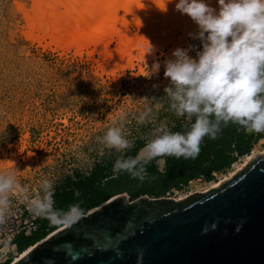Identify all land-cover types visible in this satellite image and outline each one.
Segmentation results:
<instances>
[{
	"label": "rangeland",
	"instance_id": "1",
	"mask_svg": "<svg viewBox=\"0 0 264 264\" xmlns=\"http://www.w3.org/2000/svg\"><path fill=\"white\" fill-rule=\"evenodd\" d=\"M25 1L34 3L33 0H0V160H3L0 167H11L8 160L15 161L17 169L24 170L18 173L21 183L35 189L39 180L47 177L55 181L56 189L64 186L68 179L76 180L78 174L88 176L98 164L112 161L119 155L97 140L119 112L129 114L126 127L135 143L145 144L151 138L153 127L161 121H165L172 131L187 125L184 118L168 111V101L163 97V88L167 85L163 61L177 47L195 45L198 49V40L177 30L176 43L168 44L163 50H154L150 58L133 60L127 67L106 73L103 68L111 61L117 64L129 61L119 54L122 44L117 37L106 44L108 57L98 53L96 46L76 53L75 49L64 51L50 39L34 40L26 34V21L21 15L20 7ZM166 2H158L151 19L148 16L140 18L141 22L137 20L126 28L136 29L135 44L147 38V34L151 35L150 24L156 22L158 26H166L178 12L175 0L168 3L164 11ZM189 54L194 57L195 51ZM154 62L161 64L159 73L146 78L147 67ZM145 96L159 99L151 102L155 119L138 126L132 116L143 108L144 102L139 98ZM156 103L161 105L159 110L155 109ZM254 151V158L264 156V140L257 143L250 155ZM246 157H241L227 172L215 173L213 181L209 182L205 177L193 180L165 198L179 200L182 196L187 199L196 193H208L210 190L202 191L208 189L210 183L235 173L245 164ZM160 167L164 170V165ZM122 196L130 201L128 194ZM17 207L14 227L20 220L31 218L28 212L22 217L23 205ZM17 253L12 263L22 254L18 249Z\"/></svg>",
	"mask_w": 264,
	"mask_h": 264
},
{
	"label": "clouds",
	"instance_id": "2",
	"mask_svg": "<svg viewBox=\"0 0 264 264\" xmlns=\"http://www.w3.org/2000/svg\"><path fill=\"white\" fill-rule=\"evenodd\" d=\"M170 2L167 0L164 11ZM175 9L195 24L196 31L189 35L200 42L198 49L195 45L175 48L163 61L167 79L163 97L168 111L187 122V130L172 131L161 121L143 148L128 156L125 153L135 145L126 127L129 114L117 113L111 126L97 137L105 148L119 153L112 167L114 175L127 173L142 181L154 160L160 168L167 156L195 158L203 139H216L229 124L250 134L264 133V0H215V7L210 0H175ZM146 40L145 54H152L154 47ZM192 51L194 57L189 54ZM160 67L159 62L148 66L146 78L158 74ZM139 99L144 106L132 118L138 126L152 123L155 111L151 102L159 99ZM160 107L155 104L156 110ZM8 161L11 167H0V264L18 255L13 242L18 205H23L32 219H46L54 227H70L85 215L80 203L66 209L55 206L53 179L41 178L38 187L31 189L18 178L24 170H18L15 161ZM216 226V222L211 225L212 229Z\"/></svg>",
	"mask_w": 264,
	"mask_h": 264
},
{
	"label": "water",
	"instance_id": "3",
	"mask_svg": "<svg viewBox=\"0 0 264 264\" xmlns=\"http://www.w3.org/2000/svg\"><path fill=\"white\" fill-rule=\"evenodd\" d=\"M12 264H264V156L182 201L113 197Z\"/></svg>",
	"mask_w": 264,
	"mask_h": 264
},
{
	"label": "bare ground",
	"instance_id": "4",
	"mask_svg": "<svg viewBox=\"0 0 264 264\" xmlns=\"http://www.w3.org/2000/svg\"><path fill=\"white\" fill-rule=\"evenodd\" d=\"M34 3L24 2L21 4V15L26 21L28 37L34 40L50 39L53 44L64 51L75 49L76 53H82L86 48L96 46V51L110 56L105 50L106 44L117 37V41L122 44L119 54L122 58H128V62L116 63L114 60L104 67L106 73H114L120 67L129 66L133 60H145L154 55L156 50H163L165 46L176 43L177 30L184 33V36L196 31L195 24L189 17L177 12L166 26H158L156 22L151 25L153 32L146 39L153 45L152 54H145L148 51V41L135 44L136 29H126L129 24H135L137 20L148 16L151 19L154 9L161 0H33ZM215 7V0H210ZM154 17V16H153ZM23 20V21H24ZM139 22H141L139 20ZM146 25V24H145ZM134 28V27H133ZM125 31L122 33V31ZM146 31V30H145ZM126 33V34H124ZM124 34V35H121ZM146 36V35H145ZM127 39V40H126ZM246 157L243 165L229 177L222 178L209 184V188L202 191L219 188L224 182L231 180L233 176L242 171L255 157ZM182 196L179 200L185 199ZM178 199L176 201H179ZM29 250V249H28ZM26 250L16 259L19 260L28 252Z\"/></svg>",
	"mask_w": 264,
	"mask_h": 264
},
{
	"label": "trees",
	"instance_id": "5",
	"mask_svg": "<svg viewBox=\"0 0 264 264\" xmlns=\"http://www.w3.org/2000/svg\"><path fill=\"white\" fill-rule=\"evenodd\" d=\"M187 125L178 126L176 131H186ZM264 138V133H247L236 125L222 128L216 139L205 137L200 144L199 155L195 158L164 157L165 171L161 172L155 160L147 166V174L141 181L127 173L114 175L115 159L98 164L88 175L78 174L76 180L68 179L64 186L54 192L55 206L66 209L68 205L80 203L85 215L100 207L116 195L128 194L130 201L143 196L161 198L177 190L180 191L193 180L205 177L211 182L215 173H225L244 156L253 151L254 146ZM144 142H136L125 154L135 156L143 148ZM79 193L78 196L75 193ZM62 226H50L46 219L38 221V229L30 236L21 233L14 239L18 252L23 253L46 239ZM12 263L9 258L7 264Z\"/></svg>",
	"mask_w": 264,
	"mask_h": 264
},
{
	"label": "built area",
	"instance_id": "6",
	"mask_svg": "<svg viewBox=\"0 0 264 264\" xmlns=\"http://www.w3.org/2000/svg\"><path fill=\"white\" fill-rule=\"evenodd\" d=\"M26 213L27 211H24L22 217L24 215L26 216ZM40 219L41 218H37V219L29 218V219L20 220L17 226L15 227L17 232L15 238L21 233H24L26 236H30L33 232H35L38 229V221Z\"/></svg>",
	"mask_w": 264,
	"mask_h": 264
},
{
	"label": "crops",
	"instance_id": "7",
	"mask_svg": "<svg viewBox=\"0 0 264 264\" xmlns=\"http://www.w3.org/2000/svg\"><path fill=\"white\" fill-rule=\"evenodd\" d=\"M263 140H264V138L260 139L259 142H262ZM259 142H258V143H259ZM256 145H257V144H256ZM256 145H255V146H256ZM255 146H254V147H255ZM163 165H164V170H163L162 167H160V168H162V170H160L161 172H164V171H165V163H164ZM160 168H159V169H160ZM116 196H118V195H116ZM116 196H115V197H116Z\"/></svg>",
	"mask_w": 264,
	"mask_h": 264
}]
</instances>
